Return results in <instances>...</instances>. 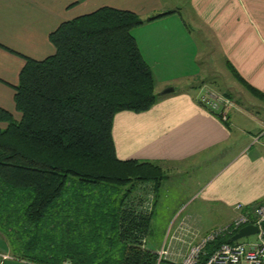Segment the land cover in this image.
Returning <instances> with one entry per match:
<instances>
[{
    "label": "trees",
    "instance_id": "trees-1",
    "mask_svg": "<svg viewBox=\"0 0 264 264\" xmlns=\"http://www.w3.org/2000/svg\"><path fill=\"white\" fill-rule=\"evenodd\" d=\"M161 14L142 19L103 5L52 29L51 54L24 57L13 85L19 116L0 108V234L13 258L155 263L145 233L165 174L153 161L116 157L110 126L114 112L145 110L159 96L130 29ZM226 65L264 101L263 92ZM229 237L208 241L194 264Z\"/></svg>",
    "mask_w": 264,
    "mask_h": 264
},
{
    "label": "crops",
    "instance_id": "crops-1",
    "mask_svg": "<svg viewBox=\"0 0 264 264\" xmlns=\"http://www.w3.org/2000/svg\"><path fill=\"white\" fill-rule=\"evenodd\" d=\"M103 5L131 10L142 19L163 13L133 26L130 32L152 72L155 91L172 86L145 110L114 112L110 135L116 157L159 164L165 174L160 185L174 173L180 176L178 186H191L174 210H178L174 218L181 214L178 222L196 218V224H203L197 212L181 213L191 202L205 211L201 218L211 214L218 218L211 228L231 218L236 202L262 201L264 145L251 142V137L262 126L264 114L249 113L233 100L235 107L226 124L200 105L197 97L206 88L219 93L215 82L202 80L214 71L206 58L215 60L216 54L225 67L230 63L264 93V0H0V108L17 118L13 85L24 57L51 54L54 49L48 33L52 29ZM197 68L203 75L199 80L172 85L178 78H190ZM193 87L203 90L196 93ZM4 124L0 121V127ZM0 237L4 249L0 258L10 257L9 246ZM171 248L183 253L185 245L174 241Z\"/></svg>",
    "mask_w": 264,
    "mask_h": 264
},
{
    "label": "built area",
    "instance_id": "built-area-1",
    "mask_svg": "<svg viewBox=\"0 0 264 264\" xmlns=\"http://www.w3.org/2000/svg\"><path fill=\"white\" fill-rule=\"evenodd\" d=\"M197 101L223 121L228 119L229 108L234 105L232 100L209 88L199 93ZM257 141L264 145V124L251 137V142ZM232 209L233 215L227 222L211 227L202 234H198L186 220H180L168 234V240H163L155 249L154 264H194L208 241L221 234L231 235L247 223L256 226V231L252 233L255 241H221L207 254L202 264H264V199L254 203L236 202ZM174 241L185 245L183 253L172 252ZM172 254L179 259H174ZM61 264L71 263L64 260Z\"/></svg>",
    "mask_w": 264,
    "mask_h": 264
},
{
    "label": "rangeland",
    "instance_id": "rangeland-1",
    "mask_svg": "<svg viewBox=\"0 0 264 264\" xmlns=\"http://www.w3.org/2000/svg\"><path fill=\"white\" fill-rule=\"evenodd\" d=\"M184 7H182L181 15L184 17ZM185 21H187V17L184 18ZM208 57V54L207 56ZM208 61L209 66L214 68V71H209V73H206L203 77L202 72H200L199 68H197V72L192 73L190 78H178L174 80L172 83L173 86H181L183 82L187 81H196L199 80L201 77H203L202 80H212L215 82L216 90L218 89L219 93L221 95L227 94V98L230 100H238L239 103H241L244 106V109L248 110V112L255 113V111H259L260 113L264 114V101L259 100L255 96H253L249 91L244 88L237 80L234 79V77L230 74L227 67H225L224 62L220 56L216 54L215 60H211L209 57L206 58ZM195 70V67L192 68V72ZM163 87H161L162 89ZM203 88H195L193 87V92H200ZM223 95V96H224ZM229 95V96H228ZM233 98V99H232ZM234 102V101H233ZM235 107L232 106L229 108V111ZM242 112V114L245 117L252 116L251 114ZM246 119V118H244ZM248 120V119H246ZM239 124L241 122H238ZM264 124V122H262ZM262 124V125H263ZM241 125V124H240ZM242 125L245 126V121H242ZM257 145V144H255ZM180 176L179 174H171L163 183L162 185H159L157 188V192H155V198H154V205L153 209L149 218V222L147 225L146 233H145V246L149 249L154 250L155 248L159 247L163 240H168V234L172 232L174 225L178 222V220L181 217V214L179 216L176 215L175 208L177 204L182 201L186 195V190L191 189V186H178L180 179H178ZM178 191V192H177ZM174 211V213H172ZM181 213H187L189 215L194 214V212L198 213L199 219L202 221L203 224H196L198 221L196 218H188L189 223L192 227H196L198 230H200V234L205 232V230H208L210 225L215 224L219 222L218 218H216L214 215H210L209 217L201 216L199 208L194 202H191V204H188L185 208L180 210ZM205 212V211H204ZM203 212V213H204ZM174 218V219H173ZM220 219V218H219ZM170 220V222H169ZM193 220V221H192ZM169 222V223H168ZM218 224V223H217ZM214 227V226H213ZM208 228V229H207ZM255 235L249 234L245 236H241L240 238L236 239V242H253L255 241ZM2 238L0 237V243H2ZM235 242V241H231ZM177 244L179 242L176 241ZM0 250L2 247H0ZM0 264H25L21 262L20 260L13 258L12 256L7 258H0ZM27 264V263H26Z\"/></svg>",
    "mask_w": 264,
    "mask_h": 264
},
{
    "label": "water",
    "instance_id": "water-1",
    "mask_svg": "<svg viewBox=\"0 0 264 264\" xmlns=\"http://www.w3.org/2000/svg\"><path fill=\"white\" fill-rule=\"evenodd\" d=\"M172 90V86H166L161 89L160 92H157V94L166 93L168 91ZM256 231V226L251 223L244 224L240 226L233 234L230 235L229 240L233 241L241 236L252 234Z\"/></svg>",
    "mask_w": 264,
    "mask_h": 264
}]
</instances>
